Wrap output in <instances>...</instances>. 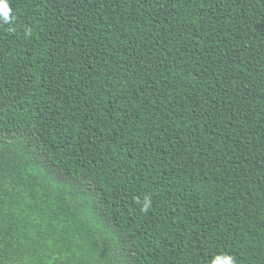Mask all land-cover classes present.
<instances>
[{
    "label": "trees",
    "instance_id": "16d2710c",
    "mask_svg": "<svg viewBox=\"0 0 264 264\" xmlns=\"http://www.w3.org/2000/svg\"><path fill=\"white\" fill-rule=\"evenodd\" d=\"M10 6L0 264H264V0Z\"/></svg>",
    "mask_w": 264,
    "mask_h": 264
},
{
    "label": "clouds",
    "instance_id": "9594fccd",
    "mask_svg": "<svg viewBox=\"0 0 264 264\" xmlns=\"http://www.w3.org/2000/svg\"><path fill=\"white\" fill-rule=\"evenodd\" d=\"M14 21L13 9L10 6V0H0V24L11 25ZM150 206V201L145 200L143 204V210L147 211ZM213 264H235V260L231 256H217Z\"/></svg>",
    "mask_w": 264,
    "mask_h": 264
}]
</instances>
